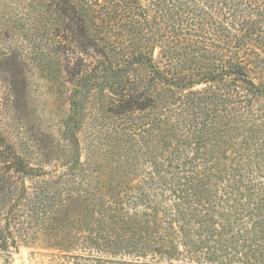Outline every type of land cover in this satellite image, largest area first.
<instances>
[{
    "label": "trees",
    "instance_id": "16d2710c",
    "mask_svg": "<svg viewBox=\"0 0 264 264\" xmlns=\"http://www.w3.org/2000/svg\"><path fill=\"white\" fill-rule=\"evenodd\" d=\"M0 6L4 32L17 16L40 38L34 50L61 55L73 128L92 106L115 169L110 183L47 171L1 139L0 252L55 244L108 264H264V0Z\"/></svg>",
    "mask_w": 264,
    "mask_h": 264
},
{
    "label": "rangeland",
    "instance_id": "374dc122",
    "mask_svg": "<svg viewBox=\"0 0 264 264\" xmlns=\"http://www.w3.org/2000/svg\"><path fill=\"white\" fill-rule=\"evenodd\" d=\"M2 13L0 6V140H5L1 145H4L7 151L24 157L34 167L47 171L57 170L59 174H78L81 169L95 171L103 174L100 181L110 183L114 180L110 171L113 169L115 172V169L114 141L109 127H99L98 120L92 116V106L87 105L80 111L82 115L78 116V120L76 117V126L73 128L74 122L70 119L69 110L72 83L64 74L61 55L53 52L52 43H49L46 49L34 50L33 48L41 46L40 38L33 30L27 32L19 28L17 16L13 18L16 28L4 32L6 28L1 21ZM23 39H26L25 42ZM9 45L18 48L11 53V57L6 58L2 54L5 49H10ZM6 59L12 60L14 64L5 61ZM140 157H144L143 152ZM120 164L124 166L123 162ZM83 209L82 206L79 208L74 205L70 211L80 212ZM54 245L46 247L22 244L16 253L0 252V264L109 262L104 258L97 262L99 254L95 250L90 253L78 249L63 252V248L59 250ZM87 248L91 249L92 246ZM86 254H90L91 259L85 257ZM119 257L125 261L134 259L119 255L115 256L116 262ZM141 261L147 263L150 259ZM156 264L192 263L158 258Z\"/></svg>",
    "mask_w": 264,
    "mask_h": 264
}]
</instances>
